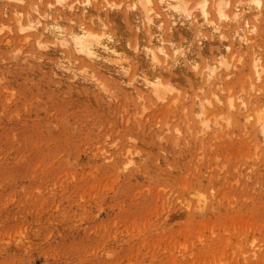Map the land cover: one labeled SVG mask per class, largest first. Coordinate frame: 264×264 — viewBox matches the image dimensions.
<instances>
[{
  "label": "rangeland",
  "instance_id": "1",
  "mask_svg": "<svg viewBox=\"0 0 264 264\" xmlns=\"http://www.w3.org/2000/svg\"><path fill=\"white\" fill-rule=\"evenodd\" d=\"M202 1L0 0V264H264V0ZM81 20L126 74L40 28Z\"/></svg>",
  "mask_w": 264,
  "mask_h": 264
},
{
  "label": "bare ground",
  "instance_id": "2",
  "mask_svg": "<svg viewBox=\"0 0 264 264\" xmlns=\"http://www.w3.org/2000/svg\"><path fill=\"white\" fill-rule=\"evenodd\" d=\"M148 2L150 0H147ZM81 9L83 7V9L85 10H89V8L92 7V0H81ZM259 3H257L258 6ZM78 6L76 5H69L68 6V10L71 11V13L74 11V9H76ZM85 10V11H86ZM158 10V9H157ZM173 7L171 5L170 2L165 1L162 6L159 7V10L156 11V15L158 16V22L159 24L156 25L159 34L162 35L163 33H165L169 27L174 23V19L172 18L174 15L173 12ZM200 11H201V15L203 16L202 19V25L203 26H207L210 25L208 28L211 29L214 32H217L218 34H221L222 32V28L220 27V25H218L217 23H213L212 20L210 19L209 16V12H210V8L208 5V0H203L200 4ZM84 13V12H82ZM85 18V16H82V19ZM89 19V18H88ZM92 20V18H91ZM69 21H73V20H69ZM92 22V21H91ZM95 22V21H94ZM93 23V22H92ZM189 23V27H191L192 29L196 30V31H201V27L199 25L196 24V22L194 21L193 18L188 20ZM39 24V20H36V22L33 24V27H37V25ZM49 25L47 27L41 26V30H43V32L45 31L46 34L47 32H51L53 33L52 35H54L55 39H57L59 41V44L62 47H67L68 45H71L75 50H77L78 52L82 53L85 57L93 60V61H97V59H102L105 62H109L112 66L116 67L117 71L120 72V74H126V68L125 65H127L122 58V55L118 54L117 52L114 50H110L107 47H102L100 49H102L104 52H106V55L100 56L97 51H98V45H100V37L101 35L104 33L103 29L101 31H97V30H93L92 29H88L85 25V23L83 22V20H81L80 22H78V29L79 30H74L73 28L71 29H65V28H61V25L56 22V21H51L48 23ZM248 21H244L243 22V28H249L248 26ZM245 25H247V27H245ZM100 27H103V24L99 25ZM247 30V29H246ZM50 34V33H49ZM232 35H234V40L236 41V45L238 46V48H240L241 45H244V43L247 42L248 37L246 35L245 32H240L238 30H233ZM232 43V42H231ZM232 46V44H231ZM231 46H230V50H231ZM155 48H157L155 50ZM150 51L148 52V55L150 57V62L152 64V66H157L160 63H162V61L165 60V58L170 57V54L166 51H164V47L163 46H156V47H149ZM148 49V50H149ZM232 51V50H231ZM233 52V51H232ZM160 53L163 54V56H160ZM234 53V52H233ZM109 56V58H108ZM90 61V60H89ZM98 63H102L103 62H98ZM216 64L219 65H224L223 67H226L227 62L225 60H222L221 58H219L218 60H216V58L210 59L208 61L203 62V64L200 66L199 70H198V74L200 76V78L202 79L203 82H205L214 72L216 69ZM257 76L259 77V72L256 71ZM133 76V75H132ZM129 78L130 82L134 83L138 82L139 80H141L139 83L141 86H143L145 88L146 91L149 92V94L151 95H159V87H158V80L156 79V77H159L157 75H152V76H146L145 74H140L139 78L140 79H135L134 78ZM83 78H85V76H83ZM203 109L204 107H202L201 109V113H203ZM206 127H208V125H205Z\"/></svg>",
  "mask_w": 264,
  "mask_h": 264
}]
</instances>
